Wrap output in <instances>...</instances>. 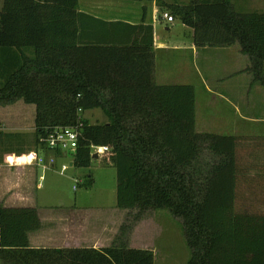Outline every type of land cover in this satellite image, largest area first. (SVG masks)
Listing matches in <instances>:
<instances>
[{"label":"trees","instance_id":"1","mask_svg":"<svg viewBox=\"0 0 264 264\" xmlns=\"http://www.w3.org/2000/svg\"><path fill=\"white\" fill-rule=\"evenodd\" d=\"M174 10L195 45L238 43L264 85V11H236L230 0ZM101 21L78 0H3L0 105H35L37 152L60 126L79 130L75 166L90 165L92 146H107L116 205L128 215L107 247L32 248L37 209L0 205V264H153L152 250L127 245L133 224L153 209L180 220L187 264H264V167L250 160L264 137L197 132L194 86L157 84L150 46L101 39ZM96 108L107 121L82 115Z\"/></svg>","mask_w":264,"mask_h":264},{"label":"crops","instance_id":"2","mask_svg":"<svg viewBox=\"0 0 264 264\" xmlns=\"http://www.w3.org/2000/svg\"><path fill=\"white\" fill-rule=\"evenodd\" d=\"M191 1L78 0V10L102 20L96 26L108 31L98 36L101 39L149 45L146 49L153 58L157 84L189 83L194 86L197 132L242 138L264 137V115L254 116L264 112V92L259 91L264 86L256 83L248 70L251 66L249 56L241 51L238 43L195 45L193 28L179 20L174 10L176 6ZM230 2L236 11H264V3L260 0ZM164 11L174 15L172 22L162 17ZM102 22H106L105 25ZM249 106H259L260 109L249 115L246 113ZM34 131V104L18 99L0 105V205L37 209L41 225L28 232L32 248H101L111 245L128 209L117 205L88 209L75 201L39 204L34 194V189L41 186L36 181L38 165L29 164L26 159L28 153L36 151ZM245 142L240 141L245 145L253 143ZM63 158L65 156L58 155L54 165ZM68 164L73 166L70 159Z\"/></svg>","mask_w":264,"mask_h":264},{"label":"rangeland","instance_id":"3","mask_svg":"<svg viewBox=\"0 0 264 264\" xmlns=\"http://www.w3.org/2000/svg\"><path fill=\"white\" fill-rule=\"evenodd\" d=\"M260 1L264 3L263 0ZM1 5L2 0H0V8ZM176 23L179 25L178 21ZM259 91L263 93L264 88H259ZM262 96L264 97V93ZM253 107H247L246 113L253 115L260 109L259 106ZM82 115L91 124L107 121V117L99 108L86 110ZM262 115H264V112L254 114L258 118ZM43 146L42 150L39 149L38 152L35 148V152L37 155L38 153L41 154L44 162L29 161V164L38 165L36 166V181L41 186L38 189H34V194L39 204L58 205L57 202L61 201H75L77 205L88 209H93L94 207L104 209L116 205V169L108 158V150L98 152L92 149L91 154L94 155L96 153L97 157H92L90 165L86 167L73 165L61 170L62 163L68 164L69 159L73 162L75 151L60 152L59 155H63L65 158L58 160L57 165H54L58 154L48 149L45 145ZM51 158L54 161L50 162ZM250 160L264 165V150L251 152ZM40 175L42 177H39ZM88 176L91 177V184H86L85 182ZM79 179L81 182H75V180L79 181ZM73 185L76 188H73ZM128 234L127 245L129 247H145L153 251V264H187L190 250L186 244L180 220L174 217L167 209H153L145 212L133 224Z\"/></svg>","mask_w":264,"mask_h":264},{"label":"built area","instance_id":"4","mask_svg":"<svg viewBox=\"0 0 264 264\" xmlns=\"http://www.w3.org/2000/svg\"><path fill=\"white\" fill-rule=\"evenodd\" d=\"M162 17L165 18L168 22H172L174 20V16L166 11L162 12ZM78 136H79V130L77 127H55L49 132L46 133V135L41 139L43 142V145H45L48 149L55 151L56 153L59 152H73L76 150L77 144H78ZM92 149L98 151V152H104L108 150L107 146H92ZM27 161L35 160L38 163H43V157L41 154L32 151L26 155ZM54 161L53 158L50 159V162ZM69 164H62L60 169L65 170L69 168ZM75 182H81L75 180ZM73 188H76L75 185H73Z\"/></svg>","mask_w":264,"mask_h":264},{"label":"water","instance_id":"5","mask_svg":"<svg viewBox=\"0 0 264 264\" xmlns=\"http://www.w3.org/2000/svg\"><path fill=\"white\" fill-rule=\"evenodd\" d=\"M92 157H97V154H96V153H94V155H92Z\"/></svg>","mask_w":264,"mask_h":264}]
</instances>
